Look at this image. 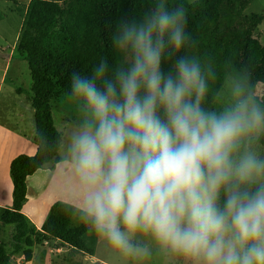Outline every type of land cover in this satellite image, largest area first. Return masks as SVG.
<instances>
[{
	"label": "clouds",
	"instance_id": "obj_1",
	"mask_svg": "<svg viewBox=\"0 0 264 264\" xmlns=\"http://www.w3.org/2000/svg\"><path fill=\"white\" fill-rule=\"evenodd\" d=\"M196 2L121 18L118 61L71 73L56 141L39 134L105 264H264V88L198 51Z\"/></svg>",
	"mask_w": 264,
	"mask_h": 264
},
{
	"label": "trees",
	"instance_id": "obj_2",
	"mask_svg": "<svg viewBox=\"0 0 264 264\" xmlns=\"http://www.w3.org/2000/svg\"><path fill=\"white\" fill-rule=\"evenodd\" d=\"M173 3L176 0H172ZM251 0H197L188 6V31L197 40L198 51L211 55L217 64L229 58L237 65H247L255 86L264 88V45L258 33L239 24L238 20ZM153 6V0H34L30 11L31 36L25 47L31 75L30 102L34 108L36 151L20 153L10 163L12 203L0 208V220L14 225L7 244L0 240V264H7L13 255L22 253L32 258L33 246L55 239L86 254L94 255L95 243L81 226L74 225L62 201H55L39 229L31 225L22 212L26 201V178L39 168L56 166L54 146L40 145V133L50 142L60 130L54 123L51 100L59 92L69 90L73 72L91 75L101 58L110 63L119 59L112 46V35L121 18H139ZM262 15H251L255 26ZM183 54V53H181ZM167 68V64L164 65Z\"/></svg>",
	"mask_w": 264,
	"mask_h": 264
},
{
	"label": "rangeland",
	"instance_id": "obj_3",
	"mask_svg": "<svg viewBox=\"0 0 264 264\" xmlns=\"http://www.w3.org/2000/svg\"><path fill=\"white\" fill-rule=\"evenodd\" d=\"M33 1L0 0V121L7 126L10 124L9 112L25 105L27 103L26 97L29 98V94H32V75L25 58V47L31 36L28 23L30 17L28 7ZM57 1L64 4L66 0ZM251 15H262L263 19L259 24L252 26L247 20ZM238 23L247 26L253 34L258 33L264 45V0H251L243 11ZM3 75L4 78L2 79ZM256 87L263 88L262 85ZM57 90L58 93L51 102L54 121L56 122L57 128L61 130V123L66 119V108L64 105L65 93L59 92V89ZM30 126L34 133V119H31ZM2 147L0 148V152ZM58 173L60 174L59 170ZM11 183L10 175H8L7 179L6 177L0 178L1 207L10 206L9 204L12 198ZM64 184L63 192L67 194ZM30 193L34 197L33 187ZM30 222L34 224L35 221ZM73 224L75 225L74 222ZM14 229V225L4 224L0 221V240L7 244ZM56 241L51 238L35 244L37 246L35 250L36 257L32 264H105L104 259L101 257L95 245L94 255H89L66 244L60 245ZM25 262L24 255L18 253L13 255L7 264H25Z\"/></svg>",
	"mask_w": 264,
	"mask_h": 264
},
{
	"label": "crops",
	"instance_id": "obj_4",
	"mask_svg": "<svg viewBox=\"0 0 264 264\" xmlns=\"http://www.w3.org/2000/svg\"><path fill=\"white\" fill-rule=\"evenodd\" d=\"M4 75L2 79L4 78ZM31 95L32 94H29L30 97ZM30 97H26L27 103L25 105L9 112L10 124H8V126L1 123L0 121V148L4 145L0 152V178H8V175H10V163L15 156L20 153L32 155L36 151V142L34 140L35 130L33 133L30 126L31 119H34V108L31 105ZM54 123L56 125L55 121ZM23 124L24 126H22ZM58 170V164H56L54 169L39 168L32 175H29L26 178V201L22 206V212L26 215L30 224V221L36 222L31 225L35 226L37 229H39L45 221L53 203L57 200L64 202V200L66 199L67 195L63 192V183H65V181L64 178L58 173ZM32 187L35 193L34 197H32L30 193ZM50 192L53 193L50 194ZM11 203L9 204L10 206ZM1 205L2 204H0V208ZM56 242L62 245L61 242ZM35 244L33 246L32 258L29 261H26L25 264H32L34 262V259L36 257L35 250L37 249V246Z\"/></svg>",
	"mask_w": 264,
	"mask_h": 264
},
{
	"label": "bare ground",
	"instance_id": "obj_5",
	"mask_svg": "<svg viewBox=\"0 0 264 264\" xmlns=\"http://www.w3.org/2000/svg\"><path fill=\"white\" fill-rule=\"evenodd\" d=\"M67 195V194H66Z\"/></svg>",
	"mask_w": 264,
	"mask_h": 264
}]
</instances>
